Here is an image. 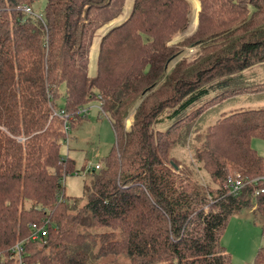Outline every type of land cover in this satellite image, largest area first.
I'll return each instance as SVG.
<instances>
[{
    "label": "trees",
    "instance_id": "obj_1",
    "mask_svg": "<svg viewBox=\"0 0 264 264\" xmlns=\"http://www.w3.org/2000/svg\"><path fill=\"white\" fill-rule=\"evenodd\" d=\"M37 1L0 0V264H16L9 249L18 242L24 264H114L119 257L231 264L220 243L230 216L252 210L264 235V191L254 195L264 188L254 181L264 176V155L251 146L264 139V107L226 115L205 131L194 125L229 97L260 92L256 85L264 92V81L235 79L264 63V0H199L195 31L175 43L188 27L190 2L133 0L125 20L101 37L94 76L95 33L122 13L125 0H45L41 14ZM192 46L193 60L168 69ZM92 101L115 142L100 168L86 170L82 195L66 196L63 179L76 170L62 155L68 136L55 112L74 115L73 124ZM192 134L195 157L212 178L204 185L190 170L181 175L170 154ZM231 168L244 183L235 193L227 187ZM31 223L46 225L43 239L29 238ZM253 264H264V246Z\"/></svg>",
    "mask_w": 264,
    "mask_h": 264
},
{
    "label": "rangeland",
    "instance_id": "obj_2",
    "mask_svg": "<svg viewBox=\"0 0 264 264\" xmlns=\"http://www.w3.org/2000/svg\"><path fill=\"white\" fill-rule=\"evenodd\" d=\"M197 1L199 3V0ZM131 2L132 0H127V4L125 2L126 5H124L123 9V11L125 10L124 14L129 12ZM44 6L45 0H38L33 5V10L41 14ZM194 7L197 8V11H194ZM199 10L200 3L198 7L197 5L193 6L190 11L187 29L175 35L171 43L192 35L197 26ZM193 17H195V25L190 28ZM117 23L118 22L111 21L103 25L98 29L99 31H96V33L100 32L97 36L100 37L101 34ZM196 49L197 48L193 46L184 48L169 61L168 69L182 58L193 60L197 56ZM235 79L237 83L241 85L264 81V63L246 69L237 75ZM261 86L262 85H256L254 88V90H259L260 92L251 91V93H241L207 108L194 127L199 131H205L209 124L240 109L247 110L248 108H254L252 106H264V92L261 91L263 90L260 89ZM58 92L59 97L57 98V106L60 107L64 105L63 84L59 86ZM213 94L214 93L211 92L209 96L204 97L205 99H202L198 105L208 97L211 98L214 96ZM86 108L88 113L85 117L82 120H79V118L75 119L73 124L70 123V121L74 120V115H70L69 123L72 125L67 133L68 139L61 147L62 155L64 157L68 156L74 160L76 171H74L73 174H67L63 179L65 195L71 197H80L82 195L83 185L87 180L86 170L89 169L90 166L94 167L98 163L102 164L104 157L109 153L115 142V135L111 124L107 116L100 112L98 103L92 101L86 105ZM131 118L132 115L130 114L125 123L127 128L130 126ZM164 127L165 125H160L158 128L164 129ZM220 131H222V129H220ZM251 146L258 154L264 155V139L253 138L251 140ZM196 147H200L199 142L196 140V134H192L185 144L176 145L170 154L176 162L175 166L180 170L181 175H188L186 174L187 170H190L193 178H197L198 181L204 185L205 182L207 183L208 180L212 178L207 168L205 169L203 167V163L198 161L195 157ZM234 172H236V169L231 168L230 173ZM214 186L218 187L217 184ZM254 208L255 206L252 207V209ZM251 211L252 210L244 209L240 213L230 216L221 235L220 243L225 247L230 257L231 264H253L258 249L264 246V235L261 233V226L259 223L253 222L252 219L255 216ZM114 264H128V261L125 258L119 257Z\"/></svg>",
    "mask_w": 264,
    "mask_h": 264
},
{
    "label": "built area",
    "instance_id": "obj_3",
    "mask_svg": "<svg viewBox=\"0 0 264 264\" xmlns=\"http://www.w3.org/2000/svg\"><path fill=\"white\" fill-rule=\"evenodd\" d=\"M24 11H26L28 13L31 12L30 8H28V7H24ZM80 112L85 114V113H87V109H82ZM55 114L59 115L60 117L63 118V120H64L63 121V130L66 133H68V131L70 130V123H69L70 115L66 114L62 110L55 112ZM90 167H92V166H90ZM100 167H101V164H99V163L94 166V168H96V169H98ZM236 175L237 174H235V172H234V173H232V175L228 176L230 179V182L227 183V187H228V190L230 192H233V193L237 192L244 185V183L240 179H235ZM230 177H232V179ZM257 180H262V182L264 183V176L257 177L254 179V181H257ZM263 191H264V188L256 189L254 191V195H258L259 193H261ZM46 234H47L46 225L36 224V223L30 224L29 238L31 240H33V241L41 240L46 236ZM9 250H10V256H11V258H13L15 260L16 264H24V262H23L24 247L20 242L15 243Z\"/></svg>",
    "mask_w": 264,
    "mask_h": 264
},
{
    "label": "crops",
    "instance_id": "obj_4",
    "mask_svg": "<svg viewBox=\"0 0 264 264\" xmlns=\"http://www.w3.org/2000/svg\"><path fill=\"white\" fill-rule=\"evenodd\" d=\"M189 2H190V4H191V9L193 8V6H196L197 5V7L199 6V3H198V1L197 0H188ZM125 2H126V4H127V0H125ZM132 2H133V0H132ZM132 2H131V5H130V8H129V12H130V10H131V7H132ZM125 3H124V5H126ZM195 4V5H194ZM129 6V5H128ZM126 8H128V7H126ZM124 9V8H123ZM194 11H197V8H195L194 7ZM124 12H125V10L123 11V14L121 13L120 15H118L116 18H114L112 21H114V22H118L117 24H115V25H118V24H120L123 20H125V18L128 16V14H129V12L128 13H125L124 14ZM119 16H123L121 19H119L120 17ZM111 22V21H110ZM115 25H113V26H115ZM112 26V27H113ZM196 28V27H195ZM194 28V29H195ZM109 30V29H108ZM99 31V30H98ZM106 32V31H105ZM104 32V33H105ZM99 33L100 32H98V33H96V36H94V39H93V42H92V46H91V48H90V53H89V62H88V74H89V76H94L95 74H96V60H97V54H98V47H99V42H100V39H101V37L104 35V33L103 34H101V36L100 37H98L97 35H99ZM176 42H178V41H176ZM172 43H175V42H172ZM94 63H95V65H94ZM254 95V94H253ZM252 107H254V108H248V109H255V108H263L264 106H252ZM241 110V109H240ZM239 111V110H238ZM87 113H88V110H87Z\"/></svg>",
    "mask_w": 264,
    "mask_h": 264
}]
</instances>
